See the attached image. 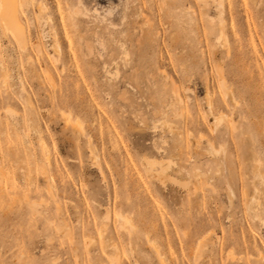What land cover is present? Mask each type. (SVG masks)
Here are the masks:
<instances>
[{
    "label": "rangeland",
    "instance_id": "1",
    "mask_svg": "<svg viewBox=\"0 0 264 264\" xmlns=\"http://www.w3.org/2000/svg\"><path fill=\"white\" fill-rule=\"evenodd\" d=\"M220 1L0 29V264H264V0Z\"/></svg>",
    "mask_w": 264,
    "mask_h": 264
},
{
    "label": "bare ground",
    "instance_id": "2",
    "mask_svg": "<svg viewBox=\"0 0 264 264\" xmlns=\"http://www.w3.org/2000/svg\"><path fill=\"white\" fill-rule=\"evenodd\" d=\"M24 3L25 0H0V29L3 34L9 32L21 48L26 46L28 39L26 28L20 17V6ZM220 5L219 3L218 6ZM208 106L210 109V101ZM120 219L123 218L120 217Z\"/></svg>",
    "mask_w": 264,
    "mask_h": 264
}]
</instances>
